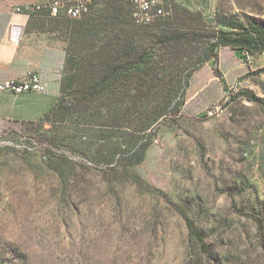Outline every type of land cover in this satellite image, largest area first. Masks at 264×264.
<instances>
[{"label": "rangeland", "instance_id": "1", "mask_svg": "<svg viewBox=\"0 0 264 264\" xmlns=\"http://www.w3.org/2000/svg\"><path fill=\"white\" fill-rule=\"evenodd\" d=\"M156 3L165 15L173 5L200 13L210 30L217 14L264 21V0ZM131 9L130 0H94L81 18L44 15L35 30L69 53L63 27L108 32L122 21L133 30ZM211 71L224 73L226 91L207 83ZM70 73L56 104L72 97L74 88L62 91ZM191 85L199 95L159 125L139 164L119 172L104 158L124 141L113 130L62 111L41 122L0 120V264H264V53L244 62L223 49Z\"/></svg>", "mask_w": 264, "mask_h": 264}, {"label": "trees", "instance_id": "2", "mask_svg": "<svg viewBox=\"0 0 264 264\" xmlns=\"http://www.w3.org/2000/svg\"><path fill=\"white\" fill-rule=\"evenodd\" d=\"M216 22L210 30L200 13L173 5L150 25L132 22L133 30L122 21L108 32L89 22L63 27L70 34L64 70L71 73L63 78L62 91L67 86L75 90L69 101L55 103L38 122L62 111L77 124L113 130L124 141L104 157L106 165H114L112 172H119L116 167L123 162L136 166L156 141L159 125L180 114L193 74L215 61L220 49H231L244 62L264 53V21L217 14ZM175 208L204 249L193 221L182 207Z\"/></svg>", "mask_w": 264, "mask_h": 264}, {"label": "crops", "instance_id": "3", "mask_svg": "<svg viewBox=\"0 0 264 264\" xmlns=\"http://www.w3.org/2000/svg\"><path fill=\"white\" fill-rule=\"evenodd\" d=\"M43 1L46 0H0V83L20 81L29 74H36L44 86L40 93L13 95L0 92V120L35 122L51 109L61 94L66 52L62 46L43 43L41 34L35 30L39 24L37 20L47 13L26 15L15 11L24 4ZM11 28L18 33L17 40L10 38ZM223 49L226 48L219 50L218 58ZM211 72L207 83H214L216 88L226 91L228 81L224 73ZM191 86L190 82L184 110L200 93V90L190 93Z\"/></svg>", "mask_w": 264, "mask_h": 264}, {"label": "built area", "instance_id": "4", "mask_svg": "<svg viewBox=\"0 0 264 264\" xmlns=\"http://www.w3.org/2000/svg\"><path fill=\"white\" fill-rule=\"evenodd\" d=\"M131 20L137 26H147L153 23L157 18L164 15L156 0H130ZM94 0H46L41 3H27L17 7V13L26 15H34L36 13L45 12L49 17H65L69 19H79L87 14L93 7ZM10 38L17 40L18 33L11 28ZM44 86L40 83L36 74H29L20 81L7 80L0 83V92L13 95L24 93H40L43 92ZM219 107L210 108L206 111V115L210 116Z\"/></svg>", "mask_w": 264, "mask_h": 264}]
</instances>
